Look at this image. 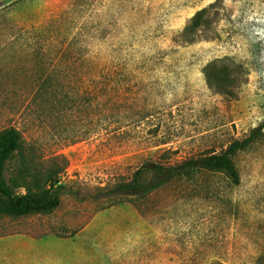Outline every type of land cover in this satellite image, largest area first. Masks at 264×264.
Returning <instances> with one entry per match:
<instances>
[{"label": "rangeland", "instance_id": "obj_1", "mask_svg": "<svg viewBox=\"0 0 264 264\" xmlns=\"http://www.w3.org/2000/svg\"><path fill=\"white\" fill-rule=\"evenodd\" d=\"M215 2L199 41L182 43ZM220 71L225 96L205 77ZM263 121L264 0H0V131L18 129L39 168L66 162L50 214L0 215V264H255L264 136L234 158L235 187L207 174L141 202L84 197L148 159L218 153Z\"/></svg>", "mask_w": 264, "mask_h": 264}, {"label": "trees", "instance_id": "obj_2", "mask_svg": "<svg viewBox=\"0 0 264 264\" xmlns=\"http://www.w3.org/2000/svg\"><path fill=\"white\" fill-rule=\"evenodd\" d=\"M220 7L218 2L197 12L180 31L181 42L195 44L206 26L202 22L208 12ZM221 9V7H220ZM208 85L218 94L225 96V73L220 71L210 77L205 74ZM264 136V121L252 129L249 135L230 143L224 150L199 154L175 161L148 159L134 170L126 182L114 181L103 187L87 191L86 201L141 202L152 193L174 184H198V179L207 174H223L230 186H237L240 178L234 163L238 153L245 151ZM17 160L13 177L6 173L10 161ZM32 149L26 146L22 133L10 127L0 131V215L20 217L30 214H50L59 206L60 192L66 191L60 185L59 176L66 168L61 156H50L43 160V168L35 163ZM22 189L24 193H17ZM78 196V193L69 192ZM255 264H264V252Z\"/></svg>", "mask_w": 264, "mask_h": 264}]
</instances>
